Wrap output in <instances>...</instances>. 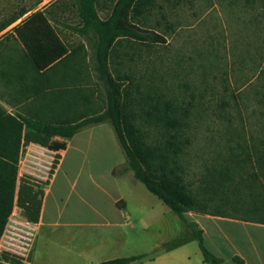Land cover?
Listing matches in <instances>:
<instances>
[{
  "label": "trees",
  "instance_id": "1",
  "mask_svg": "<svg viewBox=\"0 0 264 264\" xmlns=\"http://www.w3.org/2000/svg\"><path fill=\"white\" fill-rule=\"evenodd\" d=\"M41 1L12 5L0 31ZM183 2L193 0H53L14 27L36 69L54 75L61 70L62 75L59 82L52 80V102L45 109L37 108L34 116L5 113L0 121V235L15 201L30 221L36 223L40 213L44 190L27 182L17 185L21 141L60 149L64 143L54 137L70 138L103 121L112 124L125 152L127 164L117 172L133 171L136 180L180 216L206 263L221 264L222 259L185 213L264 224V112L205 120L204 94L174 70L158 71L149 58L154 45L167 41L158 29L161 20L173 29L168 12ZM58 18L76 22L68 27L80 41L61 37L52 23ZM259 97L264 104V91ZM203 125L219 128L197 163L190 149ZM137 257L101 264H128Z\"/></svg>",
  "mask_w": 264,
  "mask_h": 264
},
{
  "label": "crops",
  "instance_id": "2",
  "mask_svg": "<svg viewBox=\"0 0 264 264\" xmlns=\"http://www.w3.org/2000/svg\"><path fill=\"white\" fill-rule=\"evenodd\" d=\"M42 2L0 31V121L5 113L34 116L45 109L52 102V80L62 75L37 70L14 32L29 14L52 3ZM52 23L66 40L77 34L68 27L74 21ZM54 140L64 147L44 189L29 264H101L130 256L138 257L128 264H208L180 216L133 171L117 172L127 160L109 121ZM185 217L203 230L221 264H264L263 223L195 212Z\"/></svg>",
  "mask_w": 264,
  "mask_h": 264
},
{
  "label": "rangeland",
  "instance_id": "3",
  "mask_svg": "<svg viewBox=\"0 0 264 264\" xmlns=\"http://www.w3.org/2000/svg\"><path fill=\"white\" fill-rule=\"evenodd\" d=\"M33 1L0 0V20L12 5H30ZM51 1L43 0L41 6ZM181 5L173 11L168 6L173 29L166 28L167 22L160 19L158 29L167 41L154 45L149 57L158 71L162 72V67L174 70L192 83L195 92L204 94L206 108L201 115L205 120L221 114L262 116L264 104L259 96L264 91V0H193ZM71 40L80 41V37L76 34ZM212 125L199 128L190 149L197 163L209 148L210 136L219 128Z\"/></svg>",
  "mask_w": 264,
  "mask_h": 264
},
{
  "label": "built area",
  "instance_id": "4",
  "mask_svg": "<svg viewBox=\"0 0 264 264\" xmlns=\"http://www.w3.org/2000/svg\"><path fill=\"white\" fill-rule=\"evenodd\" d=\"M61 149L37 141L22 140L17 163V185L27 182L44 190L59 163ZM36 236V223L27 219L14 202L0 235L3 264H29Z\"/></svg>",
  "mask_w": 264,
  "mask_h": 264
}]
</instances>
